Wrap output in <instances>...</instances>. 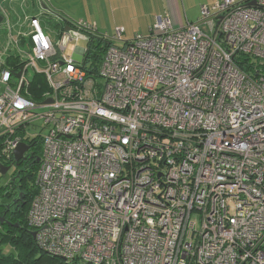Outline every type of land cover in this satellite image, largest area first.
Masks as SVG:
<instances>
[{
    "label": "built area",
    "instance_id": "built-area-1",
    "mask_svg": "<svg viewBox=\"0 0 264 264\" xmlns=\"http://www.w3.org/2000/svg\"><path fill=\"white\" fill-rule=\"evenodd\" d=\"M28 22L18 37L7 23L0 138L7 159L41 141L38 249L64 264H264V0H218L183 27L159 17L121 47L122 28L68 24L54 44ZM72 31L109 43L96 70L87 49L65 56ZM39 77L50 97L33 100ZM37 119L44 135L27 132Z\"/></svg>",
    "mask_w": 264,
    "mask_h": 264
},
{
    "label": "crops",
    "instance_id": "crops-1",
    "mask_svg": "<svg viewBox=\"0 0 264 264\" xmlns=\"http://www.w3.org/2000/svg\"><path fill=\"white\" fill-rule=\"evenodd\" d=\"M216 1L218 0H0V15L3 18L0 30L8 34V23L12 37L27 36L31 31L29 18L39 20L46 16L60 26L59 30L64 31H68V24L86 23L93 25L96 32H104L108 36L116 28H122L124 34L125 24L117 22L122 20L132 25L137 24L140 31L137 34L147 35L146 27H151L159 17H168L174 27H183L187 22H196L201 6H211ZM17 59L15 52L8 50L1 57L0 63L11 68Z\"/></svg>",
    "mask_w": 264,
    "mask_h": 264
},
{
    "label": "trees",
    "instance_id": "trees-1",
    "mask_svg": "<svg viewBox=\"0 0 264 264\" xmlns=\"http://www.w3.org/2000/svg\"><path fill=\"white\" fill-rule=\"evenodd\" d=\"M108 42H103L100 39L92 38L88 43L85 59L83 63L87 65L89 63L91 70H96L100 61L99 53L103 52L109 47ZM90 58V59H88ZM235 61L237 66L242 71H251L249 66V58L242 54H236ZM10 65V64H9ZM42 78H38V82H31L29 89L30 97L33 100H40L45 93V85ZM25 144L32 149L29 154L28 161L29 166L23 171L21 177L22 182L20 188L22 193H25L27 199L26 206L24 207L21 216H13L11 219L2 215L0 210V219L4 218L3 222H0V242L7 241L15 249V255L6 256L0 253V264H64L60 259L54 258L40 251L35 244L34 239L31 236V231L26 223V213L30 204L31 199L37 192L36 185V173L39 167L38 159L40 157L41 141L38 138L25 140ZM4 148V138H0V162H4L12 159L2 154ZM31 164V165H30ZM19 194V193H18ZM4 190H0V200L3 199ZM18 196V195H17ZM0 203H2L0 201ZM1 221V220H0ZM79 264V263H72Z\"/></svg>",
    "mask_w": 264,
    "mask_h": 264
},
{
    "label": "rangeland",
    "instance_id": "rangeland-1",
    "mask_svg": "<svg viewBox=\"0 0 264 264\" xmlns=\"http://www.w3.org/2000/svg\"><path fill=\"white\" fill-rule=\"evenodd\" d=\"M236 2H241L244 0H235ZM83 21H87L84 18H81ZM80 22V21H79ZM119 23H124L125 24V33L123 34L122 37V41H116L114 44L115 46L121 47L123 46V43L126 41L131 40L135 34L140 33V31L138 30V25H132V23L129 22H123L121 21H117ZM39 25L40 28L42 30V32L50 38V40L55 44L58 41V36L57 33L60 29V26L57 25V23L54 22L53 19H51L50 17H46V16H42L39 18ZM149 29L148 26L146 27V32L149 33ZM14 34H16L15 32H13ZM72 37L74 39H76L77 41L73 40L71 42H69L66 46V50H65V56L70 57L73 59V61L75 62H79L81 63L83 60V56L81 55L82 51H84L85 49H87L88 47V42L86 41L84 35L72 31L70 32ZM113 34V33H111ZM110 34V35H111ZM145 34V33H144ZM97 35H104V32H98L97 31ZM9 48V38H8V34L6 32H4L3 30H0V61H1V57L5 56L6 51ZM25 48V47H22ZM75 48H77L75 50ZM104 53L100 52L99 53V58L101 59L103 57ZM89 65V63H87V66ZM43 83V82H42ZM45 85V84H44ZM46 87V85H45ZM46 97H50V92L46 89L44 90ZM2 131V128L0 127V132ZM29 134L31 135H44L45 134V129L43 128V122L41 119H37L35 120L29 127H28V131ZM13 173V169L9 170L5 176H0V190L3 189L6 184L9 182L10 176ZM0 253L6 256H13L15 255V249L13 248V246L7 242H0Z\"/></svg>",
    "mask_w": 264,
    "mask_h": 264
},
{
    "label": "flooded vegetation",
    "instance_id": "flooded-vegetation-1",
    "mask_svg": "<svg viewBox=\"0 0 264 264\" xmlns=\"http://www.w3.org/2000/svg\"><path fill=\"white\" fill-rule=\"evenodd\" d=\"M31 151L32 149L29 146L28 151L23 155L22 159H20L18 162L14 161L13 156L12 159L10 160L0 162V164L3 167H8L9 170L13 169V173L10 176L9 182L3 188L4 190L3 199L0 200L2 202L0 203V210H2V215L4 217H7V219L8 218L11 219L13 216L20 217L24 207L26 206L27 199L25 197V193L21 192L23 190L22 188H20V184L22 182L21 177L23 175V171L26 168V166H29L28 157ZM18 193L20 194L19 199H17L18 197L17 195H19ZM0 220H1L0 222H3L4 218H1Z\"/></svg>",
    "mask_w": 264,
    "mask_h": 264
},
{
    "label": "water",
    "instance_id": "water-1",
    "mask_svg": "<svg viewBox=\"0 0 264 264\" xmlns=\"http://www.w3.org/2000/svg\"><path fill=\"white\" fill-rule=\"evenodd\" d=\"M254 6V2H250L246 4V7H251ZM2 16L0 15V24L2 22ZM68 30V27L66 28ZM65 29V30H66ZM20 74H16L15 77L19 78ZM50 102V101H48ZM29 147L23 143L19 144L18 147L13 151V158L15 162H18L20 159H22L23 155L28 151ZM9 168L8 167H3L0 164V175L4 176L8 172ZM14 181V180H13ZM20 194L18 195L17 199H19ZM31 236L34 239V233L31 232Z\"/></svg>",
    "mask_w": 264,
    "mask_h": 264
}]
</instances>
